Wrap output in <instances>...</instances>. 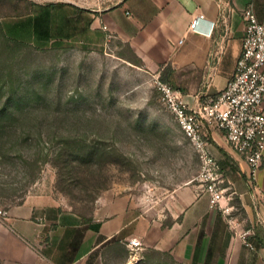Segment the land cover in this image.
Instances as JSON below:
<instances>
[{"label":"rangeland","instance_id":"obj_1","mask_svg":"<svg viewBox=\"0 0 264 264\" xmlns=\"http://www.w3.org/2000/svg\"><path fill=\"white\" fill-rule=\"evenodd\" d=\"M36 1L0 0V205L43 198L91 222L104 199L161 206L197 183L200 158L154 74L92 14ZM46 9L49 41L8 34ZM145 252L141 264H172Z\"/></svg>","mask_w":264,"mask_h":264},{"label":"crops","instance_id":"obj_2","mask_svg":"<svg viewBox=\"0 0 264 264\" xmlns=\"http://www.w3.org/2000/svg\"><path fill=\"white\" fill-rule=\"evenodd\" d=\"M230 1L225 12L217 0L67 3L92 14L95 27L126 45L127 60L159 74L197 108L216 97L233 75L245 32L243 10L251 5L264 23V0ZM198 14L204 18L199 30L191 31L190 22ZM261 107L264 111V100ZM205 132L222 168L229 195L222 205L230 213L210 205L198 180L176 188L161 206H140L129 195L104 199L91 222L61 212L43 198L28 197L7 207L9 216L0 220V264H141L149 250L168 256L172 264H264V161L257 176L259 193L250 185L248 162L231 147L225 132L208 123ZM248 228L255 232L250 237L254 248L241 237ZM122 237L137 238L144 246L131 250Z\"/></svg>","mask_w":264,"mask_h":264},{"label":"built area","instance_id":"obj_3","mask_svg":"<svg viewBox=\"0 0 264 264\" xmlns=\"http://www.w3.org/2000/svg\"><path fill=\"white\" fill-rule=\"evenodd\" d=\"M222 10L228 8L230 0H217ZM231 8V7H230ZM245 32L242 50L237 58L235 70L227 85L214 98H208L197 108H193L182 90L172 83L165 81L159 74L155 76V83L162 95V100L174 115L180 130L192 142L199 158L200 169L197 180L209 196L212 207H220L230 213V207H224L222 201L229 198L223 187L222 168L218 160L209 149V138L205 132V123L215 124L222 129L226 138L235 150L249 164L250 185L260 193L257 183L258 172L264 161V23L261 22L253 7L247 6L243 10ZM226 23V14H223ZM203 14L194 16L189 29L198 31V23ZM215 23L209 34H212ZM184 38L179 42L183 43ZM9 216L6 207L0 205V220ZM255 234L252 228L241 233L246 245L254 248L250 239ZM131 250L137 251L144 243L137 238H120Z\"/></svg>","mask_w":264,"mask_h":264},{"label":"trees","instance_id":"obj_4","mask_svg":"<svg viewBox=\"0 0 264 264\" xmlns=\"http://www.w3.org/2000/svg\"><path fill=\"white\" fill-rule=\"evenodd\" d=\"M32 5H36L33 1L28 0ZM56 4L50 3L47 4L48 7L55 6ZM49 11L46 9L43 15H35L32 18L22 24H13L9 27V35L13 36L16 40L19 39L18 35L20 34H30L33 35L38 40L49 41L52 38L48 15ZM95 229H98L99 226H94Z\"/></svg>","mask_w":264,"mask_h":264}]
</instances>
